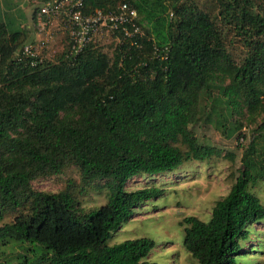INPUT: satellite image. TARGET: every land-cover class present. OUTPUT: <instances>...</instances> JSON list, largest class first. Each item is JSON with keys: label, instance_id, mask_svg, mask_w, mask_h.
Returning a JSON list of instances; mask_svg holds the SVG:
<instances>
[{"label": "trees", "instance_id": "1", "mask_svg": "<svg viewBox=\"0 0 264 264\" xmlns=\"http://www.w3.org/2000/svg\"><path fill=\"white\" fill-rule=\"evenodd\" d=\"M200 1L83 0L86 14L126 4L141 37L110 30V54L91 39L76 55L67 39L52 60L22 54L39 41H29L28 27L0 7V223L11 218L0 224V264H149L150 239L110 241L163 190L125 185L186 163L232 161L194 135L203 115L227 138L242 121L260 119L259 134L242 149L236 176L208 220L178 223L181 244L196 264H236L247 256L252 227L264 221L250 190L264 182V0ZM228 28L244 49L239 60L228 52ZM69 167L79 184L32 189L36 179ZM97 183L108 190L106 202L84 213L80 195Z\"/></svg>", "mask_w": 264, "mask_h": 264}, {"label": "rangeland", "instance_id": "2", "mask_svg": "<svg viewBox=\"0 0 264 264\" xmlns=\"http://www.w3.org/2000/svg\"><path fill=\"white\" fill-rule=\"evenodd\" d=\"M38 3V0H24L20 6L11 8L9 14L22 22L21 26L28 27L29 41L33 43L44 41V48L38 55L43 59L52 60L66 47L67 26L64 19L54 17L49 19L43 31H39L36 25L33 27L30 17ZM226 31L228 52L233 59L239 60L244 55L241 42L230 28ZM92 40L102 47L105 53H111L109 46L114 40L107 28H101ZM219 107L216 105L214 110H219ZM211 113L210 118L213 119L215 114L213 111ZM204 118L203 115L193 128L194 135L201 143L230 154L232 161L216 158L207 163H186L171 173L152 177L138 176L125 185V190L128 191L146 186H155L163 190L162 196L135 209L126 223L113 233L110 241L114 244L138 238L150 239L153 242V249L148 256L149 264H196L182 247L183 227L178 223L184 217H194L203 222L208 220L213 203L227 193L236 176L242 149L251 140L257 141L256 136L259 132L256 131V125L260 123V119L254 125L242 121L240 131L227 138L220 129L206 123ZM237 134L240 136L236 139ZM68 181L79 184L78 172L74 167H69L56 176L36 179L31 183V187L37 192H58ZM98 184L101 183L87 187L80 195L79 200L84 213L106 202L108 190ZM250 190L259 198L264 208V182L256 183ZM10 220L11 218L5 217L1 223ZM252 231V239L244 248L247 256L237 257L236 264H264V221L254 225Z\"/></svg>", "mask_w": 264, "mask_h": 264}, {"label": "built area", "instance_id": "3", "mask_svg": "<svg viewBox=\"0 0 264 264\" xmlns=\"http://www.w3.org/2000/svg\"><path fill=\"white\" fill-rule=\"evenodd\" d=\"M183 1V0H178ZM83 0H48L38 5L35 21L39 31H43L49 19L63 17L68 23L69 54H78L101 30H119L122 36L141 37L142 33L136 24V12L126 4H120L116 11L102 13L94 10L86 14L82 11ZM44 48L39 41L34 46L25 45L22 54L35 57Z\"/></svg>", "mask_w": 264, "mask_h": 264}, {"label": "crops", "instance_id": "4", "mask_svg": "<svg viewBox=\"0 0 264 264\" xmlns=\"http://www.w3.org/2000/svg\"><path fill=\"white\" fill-rule=\"evenodd\" d=\"M22 1L24 2V0H0V7L7 9H11V8L14 9L20 6Z\"/></svg>", "mask_w": 264, "mask_h": 264}]
</instances>
